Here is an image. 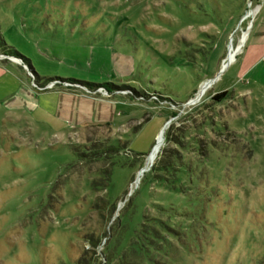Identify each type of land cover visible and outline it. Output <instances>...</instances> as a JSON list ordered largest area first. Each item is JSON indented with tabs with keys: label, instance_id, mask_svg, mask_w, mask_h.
<instances>
[{
	"label": "rangeland",
	"instance_id": "rangeland-1",
	"mask_svg": "<svg viewBox=\"0 0 264 264\" xmlns=\"http://www.w3.org/2000/svg\"><path fill=\"white\" fill-rule=\"evenodd\" d=\"M263 2L0 0V264H264Z\"/></svg>",
	"mask_w": 264,
	"mask_h": 264
},
{
	"label": "crops",
	"instance_id": "crops-1",
	"mask_svg": "<svg viewBox=\"0 0 264 264\" xmlns=\"http://www.w3.org/2000/svg\"><path fill=\"white\" fill-rule=\"evenodd\" d=\"M251 33H248V41L241 53L243 61L247 64L246 74L254 71L256 67L262 66L264 72V2L262 3L252 25ZM101 111V110H100ZM97 113V112H96ZM105 115L103 111L98 115Z\"/></svg>",
	"mask_w": 264,
	"mask_h": 264
},
{
	"label": "bare ground",
	"instance_id": "bare-ground-1",
	"mask_svg": "<svg viewBox=\"0 0 264 264\" xmlns=\"http://www.w3.org/2000/svg\"><path fill=\"white\" fill-rule=\"evenodd\" d=\"M257 10H255L256 12ZM247 37V34H245V36L243 37L242 39V43L244 42V40L246 39ZM240 47L241 45H238V47L234 48L233 51H234V54H230V60H234L236 54L238 53V51L240 50ZM210 84V81H207V82H204L202 84V88L203 89H206L208 87V85ZM162 133V132H161ZM163 143V134H160L159 138H158V144L157 146L154 148L153 152L150 154L149 158H148V164L151 163L155 157V155L157 154V152L159 151L160 149V146L162 145ZM143 172L140 173V176L142 175Z\"/></svg>",
	"mask_w": 264,
	"mask_h": 264
},
{
	"label": "trees",
	"instance_id": "trees-1",
	"mask_svg": "<svg viewBox=\"0 0 264 264\" xmlns=\"http://www.w3.org/2000/svg\"><path fill=\"white\" fill-rule=\"evenodd\" d=\"M17 52H18V51H17ZM17 52H16V53H17ZM17 54H19V55H20L23 59H25L26 61L28 60V58L25 57L24 55H22L21 53H17ZM226 94H227V91L224 90V91H222V92H218V93L214 94L213 97H214L215 99L222 100V99L225 97Z\"/></svg>",
	"mask_w": 264,
	"mask_h": 264
},
{
	"label": "water",
	"instance_id": "water-1",
	"mask_svg": "<svg viewBox=\"0 0 264 264\" xmlns=\"http://www.w3.org/2000/svg\"><path fill=\"white\" fill-rule=\"evenodd\" d=\"M214 80V79H213ZM146 170V167H143L140 172H144Z\"/></svg>",
	"mask_w": 264,
	"mask_h": 264
}]
</instances>
